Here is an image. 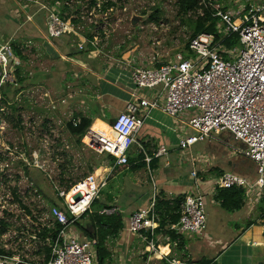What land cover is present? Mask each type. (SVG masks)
<instances>
[{
	"label": "built area",
	"instance_id": "1",
	"mask_svg": "<svg viewBox=\"0 0 264 264\" xmlns=\"http://www.w3.org/2000/svg\"><path fill=\"white\" fill-rule=\"evenodd\" d=\"M13 1L25 16L26 24L35 22L37 14L45 13L46 40L73 35L78 40L72 43V47L79 51L85 50L89 44L93 47L91 53L99 48L96 40L102 31L97 25L76 26L72 17L64 20L62 8L66 4L60 6L61 0H53L51 4L39 0ZM199 5L200 8L190 12V16L203 17L204 10L210 8L209 0H199ZM100 10L105 14L103 8ZM212 16L217 21L216 32L202 33L191 39L186 55H178L160 67L132 70L131 81L135 87L132 100L112 125L114 131L124 138V143L119 154L107 153L116 158L115 166L127 164L135 145L145 152L137 135L151 111L162 110L175 119L190 111L191 117L185 123L195 134L183 135L179 149L187 151L206 138L231 134L245 146L238 153L255 164L256 178L251 182L227 172L216 180L214 190L242 189L246 195L255 194V201L259 203L264 198V0H231L229 8L219 9ZM100 17L104 18L103 15ZM86 34H93L94 39L90 40ZM234 35L239 37L238 46L228 47L226 41ZM16 38L17 34H13L10 37L2 35L0 39L1 84L16 82V70L21 65V59L14 52ZM30 44L31 41L26 47ZM141 90H156L158 93L153 98H143L137 94ZM141 110L144 113L140 115ZM74 123L76 125L79 121ZM154 158L164 159L170 166L167 147L161 146L154 152ZM151 160L146 156L148 165ZM191 165L195 168L194 162ZM198 174L194 170L191 176L196 179ZM151 183L150 204L130 216L128 230L148 241L146 251L154 254L155 259L178 264L168 256L157 255L159 247L153 238L161 229L157 213L160 186L152 175ZM107 185L105 181L99 186L91 174L69 189L56 188L64 208L48 203V212L40 215L25 209L23 224H19L17 218L6 221L9 226L0 233V249L4 251L0 254V264H97L98 241L82 240L73 230L83 216L92 212L94 202ZM119 211L117 205H112L101 210L100 214L112 216ZM180 215L179 222L168 225L164 231L177 237L202 236L208 218L205 196L197 193L184 197L180 202ZM144 233H149L152 239L149 240ZM47 250L50 251L49 259Z\"/></svg>",
	"mask_w": 264,
	"mask_h": 264
},
{
	"label": "rangeland",
	"instance_id": "2",
	"mask_svg": "<svg viewBox=\"0 0 264 264\" xmlns=\"http://www.w3.org/2000/svg\"><path fill=\"white\" fill-rule=\"evenodd\" d=\"M39 1L51 4L53 0ZM112 1L116 3V6L109 7L111 9L105 14L101 13L100 8L107 6L109 0H96L94 6H92V0L59 1L60 6L64 3L68 6L65 16L78 21L76 26L97 25V29L102 31L96 40L99 48L91 53L88 59L99 64L107 63V66L111 67L120 65L122 62L133 67L132 69H146L169 63L178 55L187 54L188 44L194 33V22L198 16H190L189 13L183 15L179 11L178 0ZM209 4V9L219 10L229 8L231 0H209ZM0 5L6 8H0V39L2 35L12 36L18 27L16 25L18 22L27 26L25 16L13 0H6L5 3L1 1ZM12 8L19 10L12 15L17 21L13 18L7 19L5 15L1 16V13L7 10L6 15L9 17V11ZM102 15L105 21L101 22L98 18ZM113 17L116 18L111 19ZM134 17L140 18L135 26L132 25ZM21 28L17 29L19 34L16 40L17 43L25 45L22 50L26 59L21 60L18 68L20 76L27 80L24 84L26 89L23 92L17 91L21 85L15 74L16 82L13 84H18V87L14 85L16 88L10 95L11 100L7 105L1 103L0 93V127L2 129L0 137V220L6 222L17 218L19 224L24 223L22 219L26 220L27 212L25 213V209L17 202L16 197L35 215L48 212L49 207L48 201L42 194L37 193V189L29 179L28 169L31 170L33 177L40 178L44 182L47 194L53 196L57 187L68 189L87 178L93 164L105 159L107 151L114 154L124 143V138L114 132L109 122L101 120H96L83 140L78 142L67 126L73 121L75 114L88 115L86 106L84 109L79 103L82 100L86 101V98L84 93L79 94L80 98L76 101L78 104L72 106L71 99H69L70 94L63 88V77H60L58 70H61L62 63H66L58 57V54L65 52V47L56 45V42L52 46L45 44L44 41L42 44L39 41L35 44L33 42L26 47L29 34L38 37H45V34L25 33L24 26ZM61 73L66 72L61 70ZM66 75L70 77L74 76V73L67 72ZM63 100L67 103L64 104ZM182 117L188 120L191 117L190 111ZM183 133L195 134L187 128ZM213 139L214 141L211 139L212 143H210V138H206L192 147L190 155L191 151L192 153L207 151L210 146L213 151L223 150L224 146L221 144L223 142L236 143L230 135L222 134L221 136L220 134ZM239 146L241 149L245 148L242 143ZM153 176L158 179L157 173H153ZM250 177L256 178L255 172L250 174ZM150 183L148 170L142 169L138 172L126 170L117 175L110 185L108 184V187L103 189L101 195L116 199L113 203L120 206L125 227L129 228L130 223L127 209L133 210L137 207V204L133 203L138 200L137 196L141 193L140 191H149ZM14 192L16 197L13 196ZM203 195L205 196L204 192ZM101 200H104L103 196ZM206 206L208 218L203 235H205L204 240L213 245L216 237L223 231L222 226L228 227L232 213L225 210L223 212L208 199H206ZM259 211L262 212V204L258 211L255 208V213L260 214ZM27 223L31 226L30 221ZM2 228L4 226L0 223V230ZM229 234L226 232L223 236L228 237ZM119 238L121 241V262L119 264H136L133 259L140 261V264H145L146 257L137 256L136 252L131 254V257L129 249L132 247L144 250L147 242L141 241L142 239L140 240L129 231L120 233ZM153 239L163 248H169L170 245L172 254L168 256L169 260L184 262L182 259L184 254L175 250L174 242L158 236ZM183 242L187 251L190 250L188 255H191V243H195L196 246L203 245V237L197 239L194 235L186 236ZM167 243L169 245H165ZM203 254L206 258H212L215 256V251L205 250ZM152 264L166 263L155 262L153 259ZM190 264L197 263L190 262Z\"/></svg>",
	"mask_w": 264,
	"mask_h": 264
},
{
	"label": "crops",
	"instance_id": "3",
	"mask_svg": "<svg viewBox=\"0 0 264 264\" xmlns=\"http://www.w3.org/2000/svg\"><path fill=\"white\" fill-rule=\"evenodd\" d=\"M1 1H3V3L6 2V0H0V2ZM0 8H3L2 5H0ZM3 9L6 8L4 7ZM16 10L12 8V10L9 11V17L6 15L7 10H4L3 13H1V16L5 15L9 20L10 18L16 20L12 16L14 12L18 11ZM19 23L20 22L16 23V25H18L17 29L21 28V26L23 28L24 26L25 33L33 32V34H35L36 32H39L45 34L44 30L41 27H38L36 22L28 23L27 26L23 24L21 25V23L19 25ZM17 29L14 34L18 35L19 31H17ZM27 39L32 43L34 42V44L37 41L42 44L44 41L45 44L48 43L52 46L56 42L55 40H46L44 37H38L31 34L27 36ZM58 43L64 46L62 41ZM58 43L56 42V45H59ZM58 57L66 63H62L60 69L66 73H74V76L67 77L66 73H61V70H58L61 75L60 77H63V88L68 94H70L69 99H71L72 106L78 104L76 101L80 98L79 94H85L86 101L82 100L79 102L84 109L86 106L88 115L83 114L84 116L90 117L96 112L99 118H96L94 122L96 120L103 121V119H105L110 124L113 119L115 120L118 114L125 111L126 106L132 100V94L135 91V87L132 85L131 81L133 67L130 65L127 66V63L124 64L122 62L120 65H114L111 67L107 66V63L99 64L91 59L81 60L76 59L75 57L70 58L64 52H59ZM61 79L62 78H60V80ZM156 93H158L156 90H141L137 94L143 98H153ZM70 101L68 102L70 103ZM63 102L64 104L67 103L65 100H63ZM142 113H144V110H141L140 115ZM187 121L188 120L183 119V117L180 119L172 118L162 110H153L149 113L143 128L137 135L138 143L142 146L144 145L146 151L152 154L161 146H165L170 150V166H167L166 161L161 159L160 167L155 172L158 174L157 183L160 186V190L165 193L168 199L173 200L179 196L184 198L188 195L197 193L203 195L204 192L205 196H207L206 199L210 200L215 207H219L224 212V209L216 199L217 192L214 190L216 180L224 173L230 172L243 176L253 182L255 177H250V174L255 172L256 176V166L252 161L245 159L238 153L240 148L239 144L241 143L236 140H234V142H236L235 144L222 141L223 143L221 144L224 147L222 146L223 150L221 149L219 151L211 150V146L208 147L207 151H198L196 153H192L191 151V155L190 150L192 148L187 151L180 150L179 142L181 137L186 134L183 133L185 129H188V126L185 123ZM223 134L232 136L228 133ZM211 139L214 141L213 138H210V143H212ZM138 150V147L135 145L131 149V155L134 157L137 156ZM192 162H194L195 168L192 167ZM103 164L104 166H108V162L103 161ZM102 168L107 169L109 171L108 174L113 171L112 167ZM194 170L199 173L198 178L196 179L191 176V173ZM111 181L108 182L109 185ZM140 192L143 193L144 191ZM245 198V205L240 211L229 212L232 213L229 218V225L228 227L222 226L223 231L216 237L213 245L204 240L205 235L195 236L197 239L203 237V245L196 246L195 243H191V255H188L190 250L187 251L185 243L183 242L187 235L180 237L176 236L177 238L173 239L172 235L174 234L167 233L164 229L156 231V235L160 238H166L167 240L174 242V246L176 247L175 250L184 254L182 256L184 262L176 260V262H179L178 264H190V262L203 264L206 260L212 262V264H264V213L263 211H259L260 214H257L258 212L255 213V208L258 211L261 202L257 203L255 201V194L252 193H247ZM112 204L117 205L120 209L118 204ZM133 204H137V207L133 210L127 209L128 216H131L142 208H146L150 204V200L143 196L139 197L136 203ZM95 212L96 210L93 208L90 215H86L79 222H81L84 227H89L91 217ZM250 223L253 224L250 225ZM76 225L73 232L80 236L82 240L84 238H89L85 236L82 230L78 229ZM123 225L124 227L119 234L114 238H110L106 243L107 249L111 254V258L107 260L106 264H119V262H121V241L119 235L123 231H126L127 233L129 231V228L125 227L124 223ZM226 232L230 233L228 237L223 236ZM144 235H146L149 240L152 239L149 233H144ZM141 241L144 240L142 239ZM165 245L169 244L167 243ZM147 246L148 243L146 247ZM156 246L160 247L159 244H156ZM146 247L144 250L131 247L129 249V256L132 257L131 254L136 252L137 256L141 255L146 257L147 260L145 264H152L153 259L155 262H161L154 258V254H152L151 258V254L147 253ZM163 250L168 252L166 248H163ZM205 250H214L215 256L212 258L204 257L203 252ZM159 254L160 252L157 255L159 256ZM171 254L172 252L170 255ZM133 261L136 262V264H140V261L134 259Z\"/></svg>",
	"mask_w": 264,
	"mask_h": 264
},
{
	"label": "trees",
	"instance_id": "4",
	"mask_svg": "<svg viewBox=\"0 0 264 264\" xmlns=\"http://www.w3.org/2000/svg\"><path fill=\"white\" fill-rule=\"evenodd\" d=\"M56 1V0H55ZM55 1L53 3H55ZM66 1V0H61ZM109 4L107 6L103 7V11L105 12L109 7L116 6V3H114L112 0H109ZM178 8L179 11L183 15H187L190 12H194L200 8L199 0H178ZM96 5V0H92V6ZM68 9V6L64 5L62 8L63 16L62 18L64 20H68L69 16H65L66 10ZM225 10V8H223ZM227 9V8H226ZM217 10H211V9H205L204 10V16L198 17L197 20L194 22V33L191 37V39L195 38L196 36L202 34V33H215L216 32V19L213 18L212 14L216 12ZM45 13H39L35 16V22L43 29L45 30ZM74 24H78V21L73 20ZM87 37L90 40L94 39L93 34H86ZM78 39L77 37L73 35H67L60 39L55 40L57 43L62 41L63 47H65V54H67L68 57L72 58L75 57L76 59L81 60H88L89 55L91 51H93V47L89 44L85 50L79 51L78 49L72 47V43L76 42ZM239 43V37L237 35L232 36L231 39L226 41V44L228 47H236ZM59 44V43H58ZM60 45V44H59ZM25 45H22L21 43H15L14 44V52L16 56H18L22 61L26 59V57L23 55L22 47ZM69 49V50H67ZM162 65H159L157 67H160ZM20 69L17 68L16 74L18 76V82L21 85L20 88L17 89V91L23 92L26 88H24V84L27 83V80L23 79L20 76L19 73ZM14 85L18 87V84H1L0 82V93L2 95L1 103L7 105L9 101L11 100V94H13L14 89L16 88ZM96 118H99V116L96 114H93L92 116H83L81 114H75L73 121L68 123V130L72 135H74L78 142H81L83 138L87 135L88 131L92 127L94 120ZM74 121H79L75 125ZM103 121H106L103 119ZM109 124V123H108ZM143 148L145 152H142L138 150L137 156H132L131 153L128 155V163L125 165L115 166L116 158L113 157L110 154H106L105 159L96 162L91 166L89 172L90 175L92 174L97 184L100 186L103 182L111 181L113 180L117 175H119L121 172H124L126 170H130L133 172H138L142 169L148 170L150 172V181H151V175L153 176V173L156 172V170L160 167V159L154 158V153H149L146 151L144 145ZM146 156L149 158H152L149 165L146 162ZM103 161L108 162V166H104ZM102 167H112L113 171L109 173L107 169H104ZM153 172V173H152ZM27 175L29 176V179L34 184L35 188L37 189L38 193L43 195V197L48 201L50 205L64 208V203L62 199H60L57 195V192H53V196H50L46 192L45 184L40 178H35L31 174V170H27ZM154 177V176H153ZM155 178V177H154ZM157 181V179L155 178ZM71 187H68V189ZM15 197V192L13 194ZM138 197H147L150 198L152 196V183H150V189L148 192L139 193ZM245 190L242 189H229V190H219L217 191L216 199L220 203V206L227 212H237L240 211L244 205H245ZM104 197V200H101V197ZM101 197L96 200L93 204L94 210L96 212L91 217V222L89 227H84L81 222H77L76 226L78 229H81L85 236L96 239L98 241L97 245V264H106L107 260L111 258V254L107 249L106 243L110 238H114L119 234V232L123 229V221L124 217L121 211H119L118 214L112 215V216H106V215H100L99 211L105 208H109L112 206L114 199L111 196L102 194ZM137 199V198H136ZM182 197L179 196L173 200L168 199L165 195V193L160 190L159 193V199L157 204V213L160 217V223H161V229L158 231H161L162 229H165L168 225H175L180 220V202L182 201ZM17 202L28 212V208L23 205L22 201L19 200L18 197H16ZM262 204V211L264 213V198L261 202ZM86 215H90L86 214ZM85 215V216H86ZM83 216V217H85ZM0 223L4 226V228L1 229L0 233L5 232L9 224H7L5 221L0 220ZM253 223H250V225ZM173 239H176L177 237L175 235H172ZM4 251L0 249V254H3ZM47 259L50 257V251L47 250ZM203 264H212L210 261H204Z\"/></svg>",
	"mask_w": 264,
	"mask_h": 264
},
{
	"label": "bare ground",
	"instance_id": "5",
	"mask_svg": "<svg viewBox=\"0 0 264 264\" xmlns=\"http://www.w3.org/2000/svg\"><path fill=\"white\" fill-rule=\"evenodd\" d=\"M119 83V82H118ZM119 85V84H118ZM121 85V84H120ZM124 86V85H123ZM114 130V129H113ZM115 132V131H114ZM116 133V132H115ZM120 136V135H119ZM121 137V136H120ZM114 154H119V150L118 151H116ZM166 250L168 251V252H165L164 250H163V247L162 246H160L159 247V252H160V254L159 255H164V256H168V255H170V253H171V251H170V247L169 248H166Z\"/></svg>",
	"mask_w": 264,
	"mask_h": 264
},
{
	"label": "water",
	"instance_id": "6",
	"mask_svg": "<svg viewBox=\"0 0 264 264\" xmlns=\"http://www.w3.org/2000/svg\"><path fill=\"white\" fill-rule=\"evenodd\" d=\"M114 18H116V17H113V18H111V19H114ZM100 19L103 20L102 17H100ZM139 21H140V18H138V17H134L133 20H132V25L135 26L136 24H138ZM114 121H115V120L113 119V120L110 122V125H111V126L113 125ZM0 125H1V121H0ZM1 131H2V129H1V127H0V137H1Z\"/></svg>",
	"mask_w": 264,
	"mask_h": 264
}]
</instances>
